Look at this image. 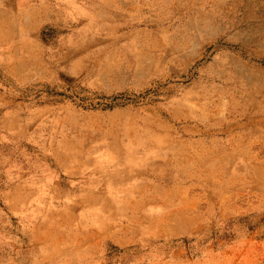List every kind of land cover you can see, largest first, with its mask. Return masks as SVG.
Listing matches in <instances>:
<instances>
[{"label": "rangeland", "instance_id": "rangeland-1", "mask_svg": "<svg viewBox=\"0 0 264 264\" xmlns=\"http://www.w3.org/2000/svg\"><path fill=\"white\" fill-rule=\"evenodd\" d=\"M0 264H264V0H0Z\"/></svg>", "mask_w": 264, "mask_h": 264}, {"label": "bare ground", "instance_id": "bare-ground-1", "mask_svg": "<svg viewBox=\"0 0 264 264\" xmlns=\"http://www.w3.org/2000/svg\"><path fill=\"white\" fill-rule=\"evenodd\" d=\"M163 2V1H162ZM254 7V6H253ZM246 8V7H245ZM250 8V7H249ZM38 15L39 14V10L36 11L35 8L31 9L30 11H28V13L26 14L27 17H31V15ZM259 16V15H258ZM247 17V16H246ZM241 23V22H240ZM242 35V34H241ZM248 36V35H247Z\"/></svg>", "mask_w": 264, "mask_h": 264}]
</instances>
